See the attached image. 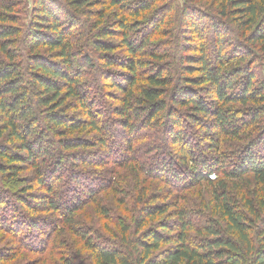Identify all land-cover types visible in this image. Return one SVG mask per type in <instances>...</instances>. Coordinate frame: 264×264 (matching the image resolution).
Returning a JSON list of instances; mask_svg holds the SVG:
<instances>
[{"label": "trees", "instance_id": "trees-1", "mask_svg": "<svg viewBox=\"0 0 264 264\" xmlns=\"http://www.w3.org/2000/svg\"><path fill=\"white\" fill-rule=\"evenodd\" d=\"M17 1L0 0V173L17 178L22 167L19 165L30 162L38 185L46 187L51 195L50 200L46 199L48 209L70 214L79 208L82 200L77 197L83 193L60 194L66 183L63 174L59 175L62 155L66 152V160L69 156L72 164L77 160L76 153L70 154L72 151L94 144L104 151L109 136L92 111V95L83 85L85 81L75 63L80 56L77 46L82 34L78 12L86 11L87 5H96V1L36 0L24 52L16 46L19 29L13 25ZM106 1L124 15L115 21V26L108 23L99 30L105 16L102 11L94 25V47L103 54L102 65H117L126 72L122 76L125 85L112 73L109 76L111 86L123 93L112 97H123L117 100L119 107H114L112 113L123 119L122 127L131 134L136 131L132 120L147 112L143 123L163 127L159 140L170 139L174 144V153L167 158L154 155L152 168L159 169L174 186L202 184L210 189V197L204 207L209 216L203 223L194 222L195 212L184 207L179 197L169 204H159L155 202L159 197L152 196L129 224L113 234L112 241L99 243L88 234L78 233L93 264H264V79L258 78L253 67L258 57H264V0H225L220 16L209 18L187 6L171 18L170 13L176 9L173 0ZM88 14L91 16V12ZM226 17L235 26L233 31L228 29ZM170 19L173 20L167 23ZM176 19L180 22L178 38L185 40L192 54L180 56L181 68L174 75L173 66L163 62L168 51L143 49L151 44L153 35L162 33V27L169 28L164 34L169 36ZM207 21L208 26H204ZM172 31H176L175 25ZM116 32L119 44L104 40ZM207 32L212 36V45L205 41ZM116 48L130 55L119 61L122 64L111 55ZM140 52L156 61L155 65L138 58ZM142 67L147 71L145 75L138 69ZM133 102L137 108H133ZM233 104L239 108H232ZM73 108L82 110L81 119L69 114ZM240 110L248 113L241 126L237 123ZM182 120L202 127L203 145L193 146L185 138ZM246 127L258 133L255 142L236 151L223 149L226 144L233 149L239 146L228 144L227 139L241 138ZM52 132L60 137L59 151H48L44 157L43 149ZM83 133H94L97 142L79 136ZM135 140L132 137L127 142L130 156L135 151ZM256 147H260L259 153L253 151ZM75 176L70 179L74 190L78 187ZM249 176L252 180H246ZM101 178L104 180V176H99L97 190L104 187ZM55 196L65 202L74 199L76 205L61 211L53 200ZM3 198L1 194L0 203ZM26 209L33 210L31 206ZM5 214L0 209V219H5ZM160 217L163 218L155 222ZM65 218L64 223L69 224L70 218ZM164 218L166 221L160 222ZM38 220L30 216L27 225L31 230L39 227ZM64 264L73 263L66 259Z\"/></svg>", "mask_w": 264, "mask_h": 264}, {"label": "rangeland", "instance_id": "rangeland-1", "mask_svg": "<svg viewBox=\"0 0 264 264\" xmlns=\"http://www.w3.org/2000/svg\"><path fill=\"white\" fill-rule=\"evenodd\" d=\"M95 1L96 5H87L86 11L78 12L80 25H82V34H80L81 41L77 46L80 56L76 57L75 63L85 81L83 85L92 95L89 100V103L92 104V111L98 116L100 124L104 126V132L109 134L108 137L104 135V137H107L105 143L107 146L104 151L99 150V144L72 151L70 154L76 153V158L77 160L79 159L72 164L69 156L67 157L68 160H66V152L62 155L63 169L58 173L59 175L63 174L64 182L67 184L64 183L65 187L60 190V194L64 195L66 194L65 192L70 194L76 191L83 193L77 197L78 200H82L78 205L79 208H74L70 211V214H62L57 210L48 209L46 199H49L51 195L48 194L46 187L38 185L34 167L31 166L30 162L26 161L22 163L23 165H19L22 167H20L17 178L11 179L9 178L10 176L0 173V195L2 194V197H5L3 198L4 202L0 203V209L6 213L5 219H0V264H64L66 259L72 260L73 264H93L91 256L85 248L84 241L78 233L88 234L97 242L106 244V241H112L113 234L119 232L125 223L129 224L131 222V218L138 214L139 208L152 196L159 197L155 201L159 204H166V202L169 204L179 197L184 207L187 206L191 208L192 212H195L194 222L197 224L206 222L209 216L208 210L204 208L210 197L209 188L202 184L191 187L174 186L168 181V177H164L160 173L159 169L154 170V167L152 168L154 155L167 158L168 154L174 153V144L169 141L170 139L163 142L159 140L164 134L161 131L163 127L143 123L142 120L147 115V112H143L140 119L133 117L132 122L136 131L129 134L127 129L121 125V120L123 119L112 113L114 107H119V101L123 97L120 95L115 100L113 99V96L122 92L111 86L109 76L112 73L118 81L125 85L122 76L126 72L124 68L117 65H110L109 67L102 65L100 60L103 54L100 55L94 47L97 31L94 25L99 22V12L103 11L105 15L100 21L99 30L108 23H112L115 26V21L124 15L116 11L114 7H109L106 0ZM17 2L18 4L13 14H11L16 19L13 25L19 29L16 37V46L20 51L24 52V42L27 40L29 24L35 14L36 0H18ZM59 2L62 3L63 0H59ZM173 2L176 9L170 13L172 15L171 18L175 17V13H181L183 6H187L190 10L198 9L209 18L211 16H220L219 9L221 5H224L225 0H173ZM157 6L156 4L155 7ZM88 12H91V16ZM172 20H168L167 23ZM224 20L228 29H231V31L236 29L232 25L230 17H226ZM208 22L204 26H208ZM172 24V30L174 25L176 29L174 33L171 30L169 36H164V34H167L165 32H169V28H166V26L162 27V33L153 35L150 39L151 44L143 50H159V53L168 51V57L169 55L171 57L169 61L167 57L163 62H169L173 66V74L177 75L178 69L181 68L180 56L183 53L187 55L192 53L188 45L184 44L185 40L178 38L177 24L180 27V22L176 19ZM182 29L185 30V28ZM207 29L209 31L208 27ZM116 33L105 37L104 40H112L114 44H119L120 38H118V33ZM136 33L142 34L140 31H136ZM143 33L149 34L150 31L143 30ZM186 35H190V33L186 32ZM205 38L207 44L212 45L211 34L205 33ZM226 50H229V47ZM111 55L118 63L130 56L123 48H116L111 52ZM137 57L143 61L150 62L151 66L155 65L156 61L141 52ZM100 66L104 67L101 69ZM253 67L254 72L258 74V78L264 79L263 55L255 60ZM22 68L24 70L25 65H22ZM138 69L141 74L147 72L144 67ZM142 82L144 81L142 80ZM142 82L140 81L141 84H145ZM172 91L171 86L167 92L168 98L166 96L168 102ZM137 105L133 102V108H137ZM232 108H239V105L233 104ZM243 110L237 112L240 118L237 123L240 126L248 117V113ZM182 111H185V108ZM81 113L82 110L75 108L69 111L70 115L75 116L77 114L80 119L83 117ZM252 128L246 127L247 131L246 133L241 132V138H228L231 139L229 141L227 139L228 144H239V146L233 149L232 147H227L226 144L224 147L222 146L223 149L227 150V152L236 151L255 142L258 133H255L254 130L251 132L250 129ZM181 129H183L185 138L193 146L194 144L203 145L205 136L202 127L188 120H182ZM93 135L94 133L79 134V136H84L85 139L91 140V143H96L97 138ZM49 137L51 140L45 144L43 149L44 157H46L45 155L48 154V151H59L58 142L60 137L58 136L59 138H57L53 132L51 135L49 134ZM132 137L136 139L133 146L135 151L130 156L127 153V142ZM202 149L206 154L209 153L205 146ZM259 150L260 147L253 148L254 152L259 153ZM57 159L59 160L58 157ZM229 164L231 163H227V165ZM71 175H77L75 176V180L78 181L76 183L78 187L75 186L76 190L72 187ZM99 176H104V180L100 179L101 183H104V187L97 190ZM248 178L246 180H252L251 176ZM93 180L96 182L95 184H93ZM52 183V181H49V184ZM88 183H92L91 186L87 187L84 185ZM249 185H252V183ZM89 193L91 196H89ZM143 194H145L144 197H142ZM59 198V196H55L53 200H56V204L60 206L61 211L65 212V210L76 205L74 199L65 202L62 200L63 198ZM29 206L33 209L30 212L26 209ZM63 215L70 218L71 222L69 224L64 223L66 218ZM30 216L39 219V227L35 230H31L30 226L27 225ZM161 218L163 217L156 219L155 222ZM166 219L164 218L160 222L163 223ZM14 220L17 221L14 222ZM44 220L49 222L42 225L41 222ZM43 238L45 242H43Z\"/></svg>", "mask_w": 264, "mask_h": 264}, {"label": "built area", "instance_id": "built-area-1", "mask_svg": "<svg viewBox=\"0 0 264 264\" xmlns=\"http://www.w3.org/2000/svg\"><path fill=\"white\" fill-rule=\"evenodd\" d=\"M211 178H213L214 176H210Z\"/></svg>", "mask_w": 264, "mask_h": 264}]
</instances>
